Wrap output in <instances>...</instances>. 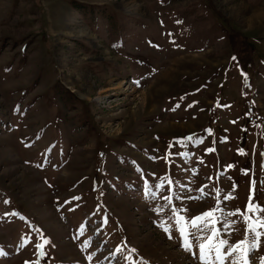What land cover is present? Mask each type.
Returning <instances> with one entry per match:
<instances>
[{
    "label": "rangeland",
    "instance_id": "374dc122",
    "mask_svg": "<svg viewBox=\"0 0 264 264\" xmlns=\"http://www.w3.org/2000/svg\"><path fill=\"white\" fill-rule=\"evenodd\" d=\"M252 227L260 264L264 0H0V264H201Z\"/></svg>",
    "mask_w": 264,
    "mask_h": 264
},
{
    "label": "snow or ice",
    "instance_id": "6c2138e0",
    "mask_svg": "<svg viewBox=\"0 0 264 264\" xmlns=\"http://www.w3.org/2000/svg\"><path fill=\"white\" fill-rule=\"evenodd\" d=\"M249 211H253L252 205H249ZM212 214L209 212L204 213V217H210ZM197 219H203V217H198ZM193 225L195 226L196 220H193ZM165 232H169L168 228H163ZM252 236L250 241L241 242L238 247H232L231 245H226L225 240L221 239L218 244L214 243V238L209 237L208 243H200L198 245L199 248V257L201 264H208V257L215 252L216 264H223L224 250L226 248H231V252H229V257L232 254L239 253L240 259L233 261V264H249V254L254 252L258 247V241L255 227L251 228ZM181 235L183 236V230H181ZM171 238V236H169ZM185 250H188L190 244L185 242L184 244ZM260 264H264V257L260 258Z\"/></svg>",
    "mask_w": 264,
    "mask_h": 264
},
{
    "label": "trees",
    "instance_id": "16d2710c",
    "mask_svg": "<svg viewBox=\"0 0 264 264\" xmlns=\"http://www.w3.org/2000/svg\"><path fill=\"white\" fill-rule=\"evenodd\" d=\"M243 71H244V70H242V73H244Z\"/></svg>",
    "mask_w": 264,
    "mask_h": 264
}]
</instances>
